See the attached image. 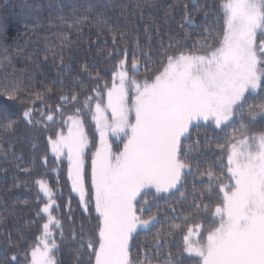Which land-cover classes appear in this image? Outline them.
<instances>
[{"label":"snow or ice","instance_id":"1","mask_svg":"<svg viewBox=\"0 0 264 264\" xmlns=\"http://www.w3.org/2000/svg\"><path fill=\"white\" fill-rule=\"evenodd\" d=\"M222 7V39L218 41V47L213 46L204 54L180 49L172 54L164 51L161 53L164 60L158 61L161 69L143 83L130 75V71H138V60L133 56L129 62L128 49L117 47L118 41L125 39L127 34L117 28L107 29L114 49L107 55L115 61L111 84L98 83L97 88L101 90L93 89L94 96L86 97L74 115L62 120L69 125L67 133L61 130L55 138H48L53 153L57 156L66 154L72 190L80 193L83 202L84 156L89 144L81 117L83 108L91 112L100 135V147L91 160L90 177L94 208L98 214V238L85 241L83 233H72L73 243L80 240L74 256L78 264H85L81 256L84 251L89 254L87 264H93L92 257L94 264H133V260H138L131 255L133 235L139 229H150L163 222L160 212L145 219L144 214L150 213L151 207L138 206V197L153 188L156 193L177 188L185 173L192 172L193 165L188 160L200 146V140L185 146L182 138H190V126L201 118H211L221 130L239 119V128L230 137H225L224 145L217 146L219 153L227 156L226 171L219 174L213 171V166H220L213 160L206 171L200 173L201 182L203 178L208 181V192L222 193V200L215 208L219 223L208 231L206 243L193 239L202 225L188 227L183 236L181 254L173 257L169 252L166 264H184V253L199 257L203 264H264V130L248 132L258 120L264 121V0H226ZM184 12V20L195 26L186 4ZM204 18L207 21V12H204ZM97 23L103 26L106 22L98 19ZM143 31L147 35L152 27L145 25ZM204 32L212 36L210 27L204 28ZM205 43L209 41L205 40ZM148 44L150 48L151 37ZM171 46L170 43L168 47ZM136 47H140L139 40ZM159 47H165L163 42ZM141 55L150 60L152 53L142 51ZM58 67H66L63 60ZM80 71L92 75L87 65H83ZM96 79H100L98 73ZM24 95L26 93L16 82L0 86V129L9 135H14L19 127L12 109L23 103L21 97ZM27 95L33 106L25 108L21 118L34 126L35 104L43 102L45 96L40 92ZM70 99L73 103L80 102L76 94ZM93 99L96 100L94 110ZM60 100L67 103L69 97L61 96ZM62 110L57 105L55 111ZM45 111L47 121L55 119L52 109L46 107ZM237 132L240 138H237ZM109 135L123 139L120 151H112L107 139ZM204 139H208L207 136ZM4 143H0V154L5 158L15 156V151L5 149ZM44 163H47L46 158ZM199 166L197 160L196 171ZM225 176L229 181L227 184L224 183ZM33 184L38 196L42 193L46 198L36 215L40 218L46 216V220L41 226V237L30 250V260L27 252L25 259L28 264H60L55 255L60 245L56 244L52 232L53 227H61L53 215L59 207L55 190L43 178ZM193 194L190 207L199 211L203 205L197 203V199L202 194L196 192L195 184ZM2 219L0 216V221ZM189 219L190 216L185 217L184 223ZM170 228L185 230L180 224H172ZM156 238L163 239V232H158ZM64 239L61 233L62 243ZM160 246L158 243L157 247ZM0 264H20V258L16 253L5 255Z\"/></svg>","mask_w":264,"mask_h":264},{"label":"trees","instance_id":"2","mask_svg":"<svg viewBox=\"0 0 264 264\" xmlns=\"http://www.w3.org/2000/svg\"><path fill=\"white\" fill-rule=\"evenodd\" d=\"M225 2L226 0H0V86L16 82L26 93L21 97L23 103H18L12 109L13 118L18 119L19 124L15 134L9 135L0 129V143L7 140L4 143L5 149L15 151V156L8 155L6 158L4 154H0V216L3 217L0 221V259L16 253L20 264H28L30 260V250L41 237V226L46 220V216L40 218L36 215L46 202L42 193L38 196L37 187L33 184V181L40 178L55 190V200L59 205L53 215L60 221L61 227H53L52 232L56 244L60 245L59 251L55 253L60 264H78L74 256L80 240L73 243L72 233H83L82 239L85 241L98 238V214L95 212L93 195L89 194L88 204H83L80 195L72 190L66 155L57 156L53 153L48 138H55L57 133L68 128L69 125L62 123V120L74 115L75 109L81 107L86 97L94 96L93 89L101 90L97 88L98 83L111 84L115 61L107 55L108 52H114L111 33L107 29L117 28L127 34L125 39L118 41L117 47L128 49L129 62L133 56L139 62L138 71H130V75H135L138 79H150L161 69L160 62L164 60L161 53L164 51L169 54L178 49L199 52L218 44L222 39V5ZM185 4L188 5V15L195 26H190L184 20ZM204 12L208 13L207 21ZM85 17L88 18L87 21L84 20ZM98 19L106 23L100 26ZM145 25L152 27L147 35L143 31ZM206 27L211 28L212 36L204 32ZM169 37H172L171 41ZM137 40L139 48L136 47ZM205 40L209 43H205ZM161 42L165 47H159ZM170 43L172 46L168 47ZM142 51H151V59L146 60L141 55ZM5 56L8 59L5 60ZM119 58L122 59L123 56ZM61 60L66 67H58ZM83 65L88 66L91 76L80 71ZM97 73L99 81L96 79ZM37 92L43 93L45 99L35 104L37 111L32 117L35 121L33 126L21 117L25 108L33 106L27 94ZM72 94L79 96V103L71 101ZM61 96L69 97L68 102L63 103ZM95 103L96 100L93 99V110ZM57 105L63 110L56 112ZM46 107L52 109L55 116L50 122L46 120ZM90 113L88 108L82 109L81 117L84 121H87ZM204 124L206 122L192 124L190 138H182L185 146L200 140V146L191 153L188 160L193 165L192 172L185 173L181 183L168 195L157 194L152 190L138 199V206L151 207V212L144 214L145 219L148 215L160 212L163 222L150 229H139L133 235L130 241L131 255L138 257V260H133V264H166L169 252L173 257L181 254L184 248L183 236L187 234L188 227L202 225L193 239L206 243L208 231L218 225L219 217L215 214V208L221 202L220 193L208 192V181L203 178L201 182L200 173L205 172L213 160L220 165L213 166V171L217 174L222 170L226 171V154H220L217 146L224 145L225 137H230L238 128L235 123L230 124L221 133L220 128ZM205 136L208 139H204ZM98 141L99 136L92 137V143L87 147L85 171L89 177ZM197 160L200 164L199 171H196ZM29 171L31 175L28 174ZM225 178L227 177L224 180ZM194 184L196 192L202 194L197 199V203L203 205L199 211L190 207L194 199ZM87 187L91 190V183ZM189 216L191 219L185 224L184 218ZM172 224H180L185 230L171 229ZM158 232H163V239L157 240ZM61 233L65 238L63 243ZM158 243L160 247H157ZM26 252L29 253L28 260L25 259ZM81 256L87 264L88 251L82 252ZM183 260L184 264H202L199 257L189 256L187 253H184ZM92 261L94 264V257Z\"/></svg>","mask_w":264,"mask_h":264},{"label":"rangeland","instance_id":"3","mask_svg":"<svg viewBox=\"0 0 264 264\" xmlns=\"http://www.w3.org/2000/svg\"><path fill=\"white\" fill-rule=\"evenodd\" d=\"M219 46V43L215 46V47H218ZM207 50H209V49H206V50H201V51H199V52H194L195 54H204V52L205 51H207ZM133 78H135L136 80H138L140 83H143L145 80H148V79H144V78H142V79H138L137 77H135V75L134 76H132ZM152 78V77H151ZM251 102V101H250ZM104 103H106V95H105V97H104ZM83 119V127H84V131H85V133H86V136H87V139H88V141H89V144L90 143H92V137L93 138H96L97 136H99V141H98V143H97V145H96V147L98 148V147H100V135H99V131L97 130V127H96V124H95V122L94 121H92V119H91V113H90V115H89V117H88V119H87V121H84V118H82ZM133 122H134V115H133ZM206 122V124H204L205 126H211L212 128H215L216 129V126H215V124H214V122L211 120V118L210 119H208V120H204L203 118H201V119H199V120H194L193 121V124H197V123H205ZM236 126H237V128H239V119H237V121H236ZM263 127H264V123L263 122H261V121H258L256 124H255V126L254 127H252V128H250L249 130H248V132H249V134H251V133H258V132H260L262 129H263ZM68 129V128H67ZM67 129H64L63 131L65 132V133H67ZM221 133L222 132H224L225 131V129H223V130H219ZM237 138H240V136H239V133L237 132ZM107 139H108V142H109V144L111 145V149H112V151L113 152H118V151H120L121 149H122V147H123V139H121V138H119V137H116V138H114L112 135H109L108 137H107ZM122 142V143H121ZM88 144V145H89ZM88 147V146H87ZM86 152H87V148L85 149V156H84V159H85V163H86ZM62 155H66V154H61L60 156H62ZM226 158H227V156H226ZM85 167H86V164L84 165V186H85V195H84V201H83V204H85V203H87L88 204V201L90 200V198H89V194H92V192H91V190L90 189H88V184L89 183H91V179H90V177L89 176H86V171H85ZM88 178V179H87ZM224 183L225 184H227V183H229V181H228V178H225V180H224ZM233 183H234V181H233ZM175 189V188H174ZM174 189H171V190H169L168 192H165V193H160V194H166L167 193V195L169 194V193H171ZM152 190H154V188L152 189ZM152 190H150V191H152ZM149 190H145V194H147L148 192H150ZM147 192V193H146ZM78 193V192H77ZM79 195H80V193H78ZM156 194V193H155ZM158 194V193H157ZM142 196H143V194H142ZM220 196H221V200H222V193H220ZM144 197V196H143ZM142 197V198H143ZM139 198H141V197H138V199ZM87 199H88V201H87ZM94 202V201H93ZM141 213H138V215H140ZM202 243V242H201ZM56 258H57V256H56ZM202 264H203V262H202Z\"/></svg>","mask_w":264,"mask_h":264}]
</instances>
